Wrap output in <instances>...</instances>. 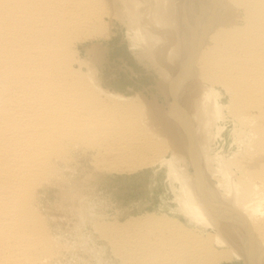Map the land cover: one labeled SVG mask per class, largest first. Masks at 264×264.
<instances>
[{
  "label": "bare ground",
  "instance_id": "1",
  "mask_svg": "<svg viewBox=\"0 0 264 264\" xmlns=\"http://www.w3.org/2000/svg\"><path fill=\"white\" fill-rule=\"evenodd\" d=\"M118 31L156 93L106 79ZM149 166L176 206L108 212V177ZM105 252L264 264V0H0V264Z\"/></svg>",
  "mask_w": 264,
  "mask_h": 264
},
{
  "label": "rangeland",
  "instance_id": "2",
  "mask_svg": "<svg viewBox=\"0 0 264 264\" xmlns=\"http://www.w3.org/2000/svg\"><path fill=\"white\" fill-rule=\"evenodd\" d=\"M114 40L111 41L108 45L109 56L107 57V61L104 63L103 71L105 76L107 75L106 79L109 80L114 87L119 89L125 90L126 88L133 86L134 89L139 91L141 90V92L145 93L146 95L151 92L156 93L155 86L157 76L155 72L151 68L147 67V62L145 60L140 61L134 56V54L128 48L127 42L123 38V34L121 31H118V35L114 37ZM126 52L128 55L126 54ZM225 136L229 141L230 139H228L229 137L227 136V134H225ZM223 145L224 149L228 150V142ZM154 167L156 166L145 167L131 174H113L109 176V185L105 189H108L109 191L111 190V199H108V201L114 206H111V208L108 209V212L111 213L112 209L114 207H117V205L119 204L121 205H119L120 208L123 209L120 215L125 213L124 210L128 211V213L124 214L125 216L127 214H130L131 212V214H140L145 211H155L158 210L160 207L166 208L167 205L175 207L176 203L173 199L174 188L177 186V184L173 183L170 179L166 177L164 167H160L159 169H155ZM189 170L192 172V167L189 166ZM118 188L121 189L119 190ZM142 200L143 202H141ZM50 208L55 210L53 207ZM53 210H51L53 218H57L54 219L55 222L60 224L61 228H68V217L65 216L63 212H57ZM108 255V252H105L102 255V258L104 257L103 259H106V264H117V261L114 260L110 255ZM224 264H242V262L234 261L232 263Z\"/></svg>",
  "mask_w": 264,
  "mask_h": 264
}]
</instances>
